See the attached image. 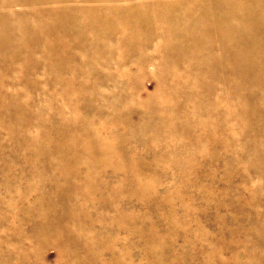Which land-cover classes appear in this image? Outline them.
Masks as SVG:
<instances>
[{
  "label": "rangeland",
  "instance_id": "rangeland-1",
  "mask_svg": "<svg viewBox=\"0 0 264 264\" xmlns=\"http://www.w3.org/2000/svg\"><path fill=\"white\" fill-rule=\"evenodd\" d=\"M0 264H264V0H0Z\"/></svg>",
  "mask_w": 264,
  "mask_h": 264
},
{
  "label": "bare ground",
  "instance_id": "bare-ground-1",
  "mask_svg": "<svg viewBox=\"0 0 264 264\" xmlns=\"http://www.w3.org/2000/svg\"><path fill=\"white\" fill-rule=\"evenodd\" d=\"M62 1H63V0H62ZM99 1H100V0H99ZM161 1H162V0H161ZM71 5H72V4H71ZM169 8H170V7H169ZM201 9H202V8H201ZM223 22H224V21H223ZM100 24H101V23H100ZM101 25H102V24H101ZM100 29H101V28H100ZM123 29H124V28H123ZM123 29H122V30H123ZM101 148H102V147H101ZM103 148H104V147H103Z\"/></svg>",
  "mask_w": 264,
  "mask_h": 264
}]
</instances>
